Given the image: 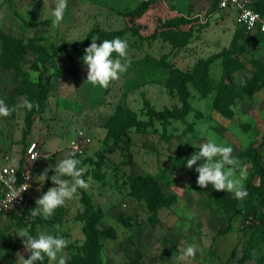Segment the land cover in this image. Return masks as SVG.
Segmentation results:
<instances>
[{
    "label": "rangeland",
    "instance_id": "1",
    "mask_svg": "<svg viewBox=\"0 0 264 264\" xmlns=\"http://www.w3.org/2000/svg\"><path fill=\"white\" fill-rule=\"evenodd\" d=\"M219 2L69 0L64 20L53 26L55 0H0L1 35L43 52L27 50L19 69L0 62V98L14 109L0 117V150L18 156L36 142L42 153L36 181L69 154L78 130L88 137L83 156H77L88 165L83 193L51 217H33L36 198L54 186L48 179L38 188V181L25 204L0 212V264H23L30 255L26 238L14 233L18 228L66 237L70 263L85 240L82 194L101 211L95 224L105 232L98 239L100 264H264V225L239 231L234 224L238 209H259L264 195L251 177L255 161L264 169V36L245 33L230 7L220 10ZM141 3L148 4L146 11L133 15ZM253 3L264 13V0ZM94 29L124 30L128 41L127 71L107 87L88 82L82 56L60 48L84 41ZM2 53L8 54L0 38ZM189 77L193 81L184 86L190 110L183 119L155 120L146 131L126 126L147 121L149 111L177 112L180 81ZM253 80L260 86L251 92L245 86ZM40 81H48V89L37 103ZM25 99L39 107H22ZM202 128L215 132L217 142L231 144L233 155L247 165L244 183L247 188L252 180L255 189L243 199L211 184L201 187L196 166H185L199 151L191 143L206 139ZM134 178L154 184V208L148 201L152 192ZM188 243L202 252L177 260Z\"/></svg>",
    "mask_w": 264,
    "mask_h": 264
},
{
    "label": "clouds",
    "instance_id": "2",
    "mask_svg": "<svg viewBox=\"0 0 264 264\" xmlns=\"http://www.w3.org/2000/svg\"><path fill=\"white\" fill-rule=\"evenodd\" d=\"M68 4L69 0H55L54 7L50 9L53 26H58L64 20ZM96 41L97 38L92 37V42L86 47L82 56L83 63L87 66L86 80L93 86L107 87L111 81L118 79L127 71L130 63L127 59L128 41L119 36L104 39L99 44ZM113 53L117 55L114 56ZM21 106L28 110L39 107L28 99H25ZM12 111L14 109L0 98V117L9 116ZM201 135L206 138L203 143H191L193 146H199V151L194 152L184 161L188 168L196 166L197 184L201 187L211 184L214 189L231 193L238 200L246 197L248 190L244 182L247 177V165L242 164L239 157L233 155L234 149L231 144L217 142L215 132L202 128ZM202 158L203 162L197 164V161H201ZM15 163L13 159L12 164ZM49 168L53 169L51 176L48 175ZM87 169L88 165H82L81 159L75 153L60 159L53 167L45 168L38 175V188L42 187L48 179L54 182V186L48 187L41 196L36 198V206L33 207L31 215L51 217L59 206L75 198L80 189H87L88 181L84 177ZM0 180L10 185L17 180V177L12 174L6 178L0 177ZM27 188L13 190L12 198L17 197ZM14 233L26 238L22 242L26 250L30 251L28 258H23V264H36L37 261L44 264L45 257L54 264H67L68 257L64 255V251L69 241L63 235H54L45 231H39L33 235L27 228L15 229ZM198 252H202L199 245L188 243L179 252L177 260L194 258Z\"/></svg>",
    "mask_w": 264,
    "mask_h": 264
},
{
    "label": "trees",
    "instance_id": "3",
    "mask_svg": "<svg viewBox=\"0 0 264 264\" xmlns=\"http://www.w3.org/2000/svg\"><path fill=\"white\" fill-rule=\"evenodd\" d=\"M148 4L147 3H141L136 10L132 12L133 15L139 16L142 13H144L147 9ZM264 14L263 12H261ZM241 27V26H240ZM242 28V27H241ZM244 31V29L242 28ZM124 30H118V31H101L99 29H94L90 31L86 37V39L78 44H70V43H65L63 42L60 45V48L62 49H68L72 48L77 54L83 56L86 47L90 45V41L92 40V37L97 38V43L99 44L102 40L104 39H112L116 36H119L122 38L124 35ZM134 32V29H133ZM137 33V32H135ZM155 33V32H154ZM134 34V33H133ZM154 35V34H153ZM254 35H259V36H264V33H255ZM141 37V36H140ZM0 38L3 41L4 45L6 46V50L8 54L2 53L0 55V62H3L7 64L8 66H11L15 69H19L21 63L24 61V54L26 53L27 50L33 51L35 53H43L42 49L37 47V46H32L29 44H21L16 42L15 40L3 36L0 33ZM143 38V37H141ZM113 55H117L116 53H113ZM36 67V66H35ZM64 71L59 70L58 73H63ZM229 77V74H227ZM190 79L193 81L192 78H185L180 81L179 84V91H180V100H181V107L177 112H169V111H161V112H152L149 111V119L147 121H134L129 124H127V127L133 126L136 131H146L148 127H151L154 125V121L158 120L159 122H165L168 119H175V120H181L183 117L189 112L190 110V105L187 100V90L184 86L185 80ZM201 81V80H198ZM36 88L38 90L39 95L41 98L37 100V103L41 101V99L44 97V95L47 92L48 89V81L45 83L37 82L36 83ZM259 84H257L254 80L249 82L245 88L247 87L251 92L258 90L259 89ZM120 139V137H119ZM263 145H264V140H263ZM252 179H258L259 184L258 187H260V192L264 190V169L255 161L254 162V168L252 172ZM133 181L135 184H139L142 186L145 190H149L152 192V196L148 198L149 201V206L151 208H154V204L157 202L156 201V188L152 182H148L145 179L142 178H134ZM252 181V180H251ZM251 181L248 182L247 184V190L248 192H251L254 190L255 186H253ZM80 191L83 193L82 189ZM264 201V195L262 202ZM81 203L83 206V211H82V217L81 220L83 222V226L81 227L82 232L84 234L85 240L80 246H76L74 248V253L71 257V262L67 264H100V249L101 246L98 243V239L101 235H104L105 232L99 230L96 228V222L101 216V211L96 210L92 207L90 204L88 197L85 194H82L81 196ZM245 208L250 209L252 207L246 206ZM238 211V210H237ZM39 221V220H38ZM40 222V221H39ZM264 225V223H263ZM262 225V226H263ZM261 226H256L253 228H258ZM32 234V230H31ZM47 262V257H45L44 264ZM36 264H41L40 261H37Z\"/></svg>",
    "mask_w": 264,
    "mask_h": 264
},
{
    "label": "built area",
    "instance_id": "4",
    "mask_svg": "<svg viewBox=\"0 0 264 264\" xmlns=\"http://www.w3.org/2000/svg\"><path fill=\"white\" fill-rule=\"evenodd\" d=\"M219 9L232 7L235 11L236 21L247 34L264 33V14L259 12L253 0H220ZM88 137L83 131L78 130L76 137L69 143V154L83 156ZM42 153L39 152L36 142H29L22 154L18 156L6 150H0V177L6 178L15 174L17 180L6 185L0 180V212H10L25 204L33 185V165L39 160ZM13 159L16 163L12 164ZM21 187L24 189L17 197L11 196L13 190ZM264 223V201L259 209L242 207L235 213L234 224L237 230L244 231L248 228L261 226Z\"/></svg>",
    "mask_w": 264,
    "mask_h": 264
},
{
    "label": "crops",
    "instance_id": "5",
    "mask_svg": "<svg viewBox=\"0 0 264 264\" xmlns=\"http://www.w3.org/2000/svg\"><path fill=\"white\" fill-rule=\"evenodd\" d=\"M253 2H254V0H253ZM254 4V3H253ZM255 8L259 11V12H263V11H261L257 6H255ZM230 9L235 13V11H234V9L232 8V7H230ZM220 10H222V9H220ZM55 141V140H54ZM57 145V141H55V143L52 145L51 144V146L54 148L55 146ZM57 147V146H56ZM58 149V148H57ZM39 162V161H38ZM38 162H36L34 165H33V169H32V173H33V185H32V187H31V190H30V193H29V195L33 192V190H32V188H35V182H38L37 181V179H36V181H35V173L38 171L37 170V166H35ZM261 206V205H260ZM255 209V208H254ZM234 218H235V216H234Z\"/></svg>",
    "mask_w": 264,
    "mask_h": 264
}]
</instances>
